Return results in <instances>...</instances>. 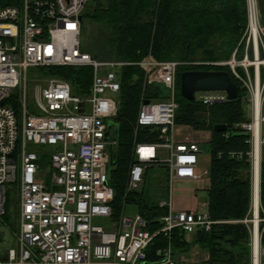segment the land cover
<instances>
[{"label": "built area", "instance_id": "built-area-1", "mask_svg": "<svg viewBox=\"0 0 264 264\" xmlns=\"http://www.w3.org/2000/svg\"><path fill=\"white\" fill-rule=\"evenodd\" d=\"M90 1L0 0V223L8 213L9 196L17 206L16 248L0 252V264H201L182 256L176 259L170 247L159 249L153 261L146 254L160 232H207L215 223L209 216L206 188L196 192L195 197L203 201L194 211L176 210L171 201L174 184L203 180L207 173L200 165L199 144L188 134L177 140L175 79L181 65L202 66L207 68L204 71L227 68L242 90L247 119L234 128L250 146L246 156L252 172L250 215L242 223L250 235V264H264V216L259 203L264 24L259 0H245L246 26L229 59L180 63L149 58L139 63L144 68V86L162 85L168 91L165 100L147 105L141 100L135 128L156 130L158 141L134 145L126 185L128 192L139 190L149 168H166L168 197L160 204L166 214L156 234L146 230L140 214H126L125 207L117 220L112 219L114 192L108 171L116 126L108 124L115 125L119 69L126 63L98 61L82 50L79 18ZM54 67H91L89 95L73 96L68 82L52 77L39 79L30 91L28 71ZM194 97L209 106L229 102L223 91L198 92ZM160 150L167 153L164 161ZM231 155L241 158V154ZM98 218L107 222L106 228L93 223Z\"/></svg>", "mask_w": 264, "mask_h": 264}, {"label": "trees", "instance_id": "trees-1", "mask_svg": "<svg viewBox=\"0 0 264 264\" xmlns=\"http://www.w3.org/2000/svg\"><path fill=\"white\" fill-rule=\"evenodd\" d=\"M93 7L81 20L83 51L98 61L126 63L119 69L120 91L118 112L114 119L113 146L109 148L108 184L113 189L112 219H118L127 205H135L145 220L150 234L160 232V218L166 210L144 199L143 192L126 191L127 174L136 143H154L158 133L150 127L135 128L141 100H165L168 91L162 85L144 86V68L139 63L149 58L156 62H217L230 58L246 26L245 0H93ZM264 24V0H259ZM86 11V10H85ZM83 16L87 26L83 27ZM41 78H59L70 84L73 96L89 95L91 67L36 68ZM207 70L202 66L181 65L175 79L178 109L174 122L195 132L210 133L202 147L209 154L207 198L209 216L215 223L210 231L196 230L186 234L173 229L162 232L150 242L147 260L156 259L159 249L170 247L172 255L201 250V264H250L249 230L242 221L249 217L251 204V164L246 156L250 146L246 137L235 132V124L247 119V106L242 90L238 99L222 104L203 105L189 102L180 95V74L184 71ZM40 78V79H41ZM225 125L215 132V125ZM227 135V136H226ZM201 148V146H200ZM241 154V158L231 154ZM260 216H264V160L260 163ZM9 220L8 213L4 216ZM264 246V232L261 235ZM1 258V256H0Z\"/></svg>", "mask_w": 264, "mask_h": 264}, {"label": "rangeland", "instance_id": "rangeland-1", "mask_svg": "<svg viewBox=\"0 0 264 264\" xmlns=\"http://www.w3.org/2000/svg\"><path fill=\"white\" fill-rule=\"evenodd\" d=\"M93 2L90 1L89 5L86 8L85 12H88L89 9H91L93 6ZM87 26L88 30V22L86 20V16H83V33H84V26ZM80 44L81 47L83 48L85 46V40L84 37L81 35L80 36ZM28 76V87L30 91H32L35 86L39 85V79L41 78L36 71L29 70L27 73ZM196 99H198V94H196ZM176 126V134L178 136H182L188 132H191V130L188 127L185 126ZM195 132V131H194ZM194 137L199 139L200 142H203L200 144L201 149H202V154L200 157V165L202 167L207 168L209 165V154L205 151V149L202 147L203 144L208 143V141L211 138L210 133L205 136V134H202L201 132L199 133H192ZM209 139V140H208ZM207 140V141H206ZM206 141V142H205ZM159 157L164 161L167 158V153L165 150H160L159 151ZM261 160H264V146L262 147V157ZM251 177H252V172H251ZM187 182H180L174 184L171 193V201L173 204L174 209L176 210H186V211H194L198 208V205L201 201H203L202 197H195L189 195V189L193 187L191 184H186ZM185 185H187V188H185ZM194 189V188H191ZM138 191L143 192V197L144 199L149 200L151 204H158L160 207V204L164 201H166L168 197V184H167V172L166 168L161 166V165H155L149 168L146 172L145 180L144 183L141 185ZM252 193V191H251ZM13 197L9 196L7 205H6V210L8 211V217L9 220H5L4 217L1 220L0 223V252H7L9 249H15L16 248V240L14 236L15 232V220L17 217V206H15V203L13 201ZM252 203V200H251ZM251 206V204H250ZM161 208V207H160ZM165 209V208H162ZM166 210V209H165ZM125 213L128 215L133 216L135 213H137V209L135 205H127L125 207ZM94 224L101 226L102 228L107 227V222H105L104 219L98 218L95 219ZM199 249L193 248L192 253L198 251ZM191 251V250H190ZM188 254V253H186ZM189 260H194V262L199 261L195 257H192L191 255H187Z\"/></svg>", "mask_w": 264, "mask_h": 264}, {"label": "water", "instance_id": "water-1", "mask_svg": "<svg viewBox=\"0 0 264 264\" xmlns=\"http://www.w3.org/2000/svg\"><path fill=\"white\" fill-rule=\"evenodd\" d=\"M81 21L82 19L79 18ZM223 91L227 94L229 101H235L237 99L238 88L234 84L228 73L224 71H184L180 74V95L183 99L194 102V94L198 92H216ZM145 105L148 104L146 100ZM115 126L113 122H109L108 127ZM226 130L225 125H215V132H224ZM108 134H106V140Z\"/></svg>", "mask_w": 264, "mask_h": 264}, {"label": "crops", "instance_id": "crops-1", "mask_svg": "<svg viewBox=\"0 0 264 264\" xmlns=\"http://www.w3.org/2000/svg\"><path fill=\"white\" fill-rule=\"evenodd\" d=\"M191 130V129H190ZM192 133H199V132H194V131H192L191 130V132H188V133H186V134H188V136H189V138L192 140V141H194V142H196V143H198L199 144V146H200V144H202V143H204V141L203 142H200L199 141V139H197L196 137H194L193 135H192ZM202 134H205V136H207L209 133H207V132H201ZM186 134H184V135H186ZM184 135H182V136H177V140L178 141H182V137L184 136ZM209 140V139H208ZM207 141V140H206ZM205 141V142H206ZM200 157H201V154H200ZM203 168H205V167H203ZM208 168V167H207ZM207 168H205L206 169V171L208 170ZM185 182H187L186 184H191L193 187H191V188H194V189H189V191H187V192H189V195L190 196H195V194H196V192L198 191V190H200V189H202V188H206L207 189V187H208V183H207V173H206V176H205V178L203 179V180H199V181H185ZM180 183V182H179ZM182 183V182H181ZM185 188H187V185H185ZM188 189V188H187ZM193 251V248L191 249V251L190 252H192ZM187 255H191L192 257H195L196 259H198L199 261H204V259H205V255H204V253L201 251V250H198V251H196V252H194V254H192V253H189L188 252V254H180L178 257H176V259H178L179 257H185V258H187V259H189L188 257H187Z\"/></svg>", "mask_w": 264, "mask_h": 264}, {"label": "bare ground", "instance_id": "bare-ground-1", "mask_svg": "<svg viewBox=\"0 0 264 264\" xmlns=\"http://www.w3.org/2000/svg\"><path fill=\"white\" fill-rule=\"evenodd\" d=\"M255 182H256V183L258 182V173H257V170H256V178H255ZM254 204L256 205V201L254 202Z\"/></svg>", "mask_w": 264, "mask_h": 264}]
</instances>
